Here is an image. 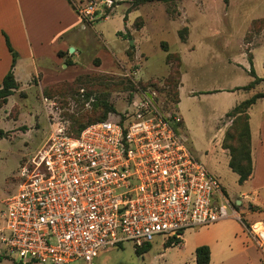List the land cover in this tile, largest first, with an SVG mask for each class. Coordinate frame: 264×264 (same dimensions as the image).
Here are the masks:
<instances>
[{
  "label": "rangeland",
  "instance_id": "obj_1",
  "mask_svg": "<svg viewBox=\"0 0 264 264\" xmlns=\"http://www.w3.org/2000/svg\"><path fill=\"white\" fill-rule=\"evenodd\" d=\"M82 1L83 5L94 1L102 15L94 19L92 26L77 30V43L85 50L76 65L69 67L72 78L41 86L37 85L41 74L29 75L27 83L21 77L22 86L0 101V213L1 201L17 191L20 165L41 148L52 132L59 128L75 132L105 114L112 119L119 117L131 112L139 99L147 96L157 106L174 110L183 118L178 131L218 178L248 227L258 217L251 212L260 211L261 207L240 195L252 186V181L243 186L238 183L219 139L224 124L230 126L236 117L230 109L254 93L264 92V81L260 80L250 89L243 87L252 80L251 68L264 78V0L151 1L129 13L126 11L134 7V0H116L115 6L110 7L102 0ZM144 20L141 42L138 34L136 42L127 34L125 41L117 43L116 32L125 28V22L130 29L132 23V27H139ZM99 32L103 41L98 38ZM92 44L107 50L103 59L97 51L88 50ZM102 62L104 69L98 67ZM178 77L180 81L182 78L181 103L175 106L171 96L175 90L173 81ZM190 90L194 94H187ZM263 115L264 98L251 111L253 128ZM243 124L242 117L240 127ZM261 172L264 179V170ZM238 198L243 200L241 204L236 202ZM226 219L241 224L235 217ZM212 224L185 230L182 246L166 247L165 238L156 236L148 250L138 253L126 241L100 251L92 264H195V252L187 236L194 229ZM3 225L0 217V227ZM249 252L254 261L241 255L225 264H264L259 249ZM0 264L20 262L10 253L0 258ZM69 264L86 263L77 260Z\"/></svg>",
  "mask_w": 264,
  "mask_h": 264
},
{
  "label": "built area",
  "instance_id": "obj_2",
  "mask_svg": "<svg viewBox=\"0 0 264 264\" xmlns=\"http://www.w3.org/2000/svg\"><path fill=\"white\" fill-rule=\"evenodd\" d=\"M86 22L102 15L94 1L74 5ZM114 117V116H113ZM182 117L153 99L85 126L62 128L20 165L18 188L2 201L0 256L20 264H92L100 251L229 217L241 221L218 178L178 131ZM246 231L264 257V222Z\"/></svg>",
  "mask_w": 264,
  "mask_h": 264
},
{
  "label": "crops",
  "instance_id": "obj_3",
  "mask_svg": "<svg viewBox=\"0 0 264 264\" xmlns=\"http://www.w3.org/2000/svg\"><path fill=\"white\" fill-rule=\"evenodd\" d=\"M71 1L73 5L77 3L80 5L83 2L82 0ZM112 1L116 0H105L104 4L110 7ZM119 1L124 2L125 0ZM143 5L146 4H142L140 7ZM140 7L129 9L126 12L129 13L133 10H138ZM106 18L107 15L105 16ZM93 21L86 22L83 20L68 0H0V86L12 64V54L6 44V38L12 49L18 52L13 65V75L18 86H22L21 77L27 83L29 75L38 76V74H41L42 77L40 80L38 79L37 85L46 86L63 79L68 81L72 78L69 76L72 73L70 72V68L76 65V59L85 50L84 46L80 47L77 43V30L78 28L85 29L86 25L92 26ZM124 24L125 28L116 32L117 43L125 41L127 34H130L135 42L136 35L138 34V42H141V31L146 26L145 20L139 27H132V23L130 29L127 27V22ZM98 35V38L103 41V34L99 32ZM133 40L131 39V42ZM93 45L88 47V50L91 48L92 51H97V55L103 59L105 54H107V50L105 48L99 49L98 46L92 47ZM70 47L73 48L72 52L68 50ZM98 67L104 69L103 62ZM58 68L65 69L58 71ZM181 85L182 78L178 87L179 101L177 105L181 103ZM187 92V94H194L192 90ZM189 97L193 96H187V98ZM260 99L262 98L257 99L247 111L250 128L252 173L242 183V186L249 181H252V186L240 193V195L245 196L244 199L246 201H249L252 205H260L261 207L260 211L251 212L258 216L254 222H264V179L261 172V170H264V115L260 116L254 128L252 127L251 120V111ZM227 125L228 123L224 124L225 127L219 139V145L221 146V150L228 154V164L230 157L229 151L222 147V139ZM206 155L204 154V156ZM222 188L226 193L225 188L223 186ZM236 202L241 204L243 200L238 198ZM187 239L191 244V250L193 252H195V248L199 245L205 244L209 247V264H225L226 262L228 263V260L236 259L237 257H241V255L247 261H254L255 259H253V255L249 250L258 249L247 233L242 220L241 224L233 222V219L214 222V224L208 227L192 230L189 232ZM229 243H232L233 247ZM182 245L183 234L182 241L178 246Z\"/></svg>",
  "mask_w": 264,
  "mask_h": 264
},
{
  "label": "trees",
  "instance_id": "obj_4",
  "mask_svg": "<svg viewBox=\"0 0 264 264\" xmlns=\"http://www.w3.org/2000/svg\"><path fill=\"white\" fill-rule=\"evenodd\" d=\"M69 3L74 8V5L71 0H68ZM151 1H161V2H170L174 0H134V8H137L139 5L144 4L146 2ZM112 5H115L116 2L112 1ZM120 34V33H118ZM6 44L8 46V49L10 50L12 54V64L8 72L5 74L2 84L0 86V101L4 102L6 98L11 95L18 87V83L16 82L14 75H13V65L15 63V60L17 58V53L12 49L8 39L6 38ZM250 75L252 76V80L250 83L243 86L245 89L252 88L255 84H257L258 80L264 81V78L258 77L254 71L253 68L250 69ZM180 80L178 77V80L175 78L173 81L174 85V92L171 96L172 100L174 101L175 106L177 105L179 101L178 97V87L180 85ZM264 98V92H257L254 93L252 96L242 100L238 104H236L232 109L231 112L236 115L234 118L232 124L230 126H227L224 132V136L222 139V147L225 149H228L229 151V161L228 166L231 168L233 172H235L238 175V183L242 184L245 180H247L251 173H252V159H251V142H250V128L248 123V109L249 107L256 102L257 99ZM160 110L163 112H174V110L168 111L165 107H160ZM242 117L244 118V124L243 127H240V121L242 120ZM107 118V115L105 114L103 117L96 119L94 121L88 122L84 124L79 129L75 130V132H71L70 134L77 135L85 126L88 124L94 123L96 121H101ZM247 225V224H246ZM250 225V224H249ZM248 225V226H249ZM181 238H167L165 240V243H167L165 246H172L177 245L181 243ZM150 247V243L144 244L141 248H135V250L138 253H142L146 250H148ZM3 256H0L2 258ZM210 261V249L207 245H199L195 248V263L196 264H209Z\"/></svg>",
  "mask_w": 264,
  "mask_h": 264
},
{
  "label": "water",
  "instance_id": "obj_5",
  "mask_svg": "<svg viewBox=\"0 0 264 264\" xmlns=\"http://www.w3.org/2000/svg\"><path fill=\"white\" fill-rule=\"evenodd\" d=\"M104 1H105V0H104ZM70 49H71V51H72L73 48H70ZM149 96L152 97L151 94H150Z\"/></svg>",
  "mask_w": 264,
  "mask_h": 264
}]
</instances>
